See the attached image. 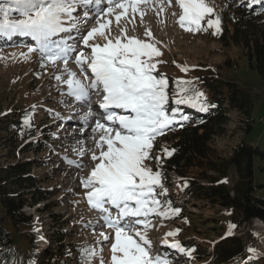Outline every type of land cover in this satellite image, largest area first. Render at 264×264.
<instances>
[{"label":"snow or ice","instance_id":"obj_1","mask_svg":"<svg viewBox=\"0 0 264 264\" xmlns=\"http://www.w3.org/2000/svg\"><path fill=\"white\" fill-rule=\"evenodd\" d=\"M147 3L148 0H0V39L30 37L35 45H27V53L22 55L36 52L42 67L47 63L62 64V71L54 78L66 86V91H58L71 99L61 103L76 102L87 109L81 117V131L84 125L90 128V139L98 152L92 151L94 166L88 176L80 179V186L86 190V202L97 212L98 219L87 225L96 236V244L78 245V264H93L98 254L100 264H104L101 253L105 244L110 247V264H176L160 250L154 251L148 237L149 230L155 227L150 219L153 215L167 219L181 212L170 201L159 198L167 194L166 177L148 162L156 160L162 168L160 157L151 155L153 142L190 121L181 105L200 112H208L215 105L192 80H174L170 93L169 78L157 72V65L164 62L155 59L162 52L151 30L145 32L149 39L142 40L129 36L127 28L120 27L122 17L128 19L139 12L142 18L140 5ZM167 3L171 5L172 0ZM175 3L181 10L177 23L185 31L221 32V18L206 0ZM13 13L21 18L14 19ZM113 15L119 28L116 36L112 35L108 19ZM92 23L98 26L89 29ZM97 38L104 43L97 42ZM70 62L78 71L69 68ZM180 70L189 71L187 67ZM93 99L99 102L96 109ZM30 120L25 117L26 127L31 126ZM174 151L165 149L168 156ZM78 154L83 156V149ZM235 227L230 224L227 234L231 235ZM179 232L180 229L167 232L161 245L192 257L195 249L168 239ZM247 251L256 255L254 248Z\"/></svg>","mask_w":264,"mask_h":264},{"label":"rangeland","instance_id":"obj_2","mask_svg":"<svg viewBox=\"0 0 264 264\" xmlns=\"http://www.w3.org/2000/svg\"><path fill=\"white\" fill-rule=\"evenodd\" d=\"M206 2L214 8L215 14L218 15L224 8L228 12L234 13L238 10V7L234 6L252 4V0H206ZM232 5L233 8H231ZM161 8L163 11L160 10ZM140 9L143 12L142 18L139 12L134 17L130 15L128 19L122 17L120 27H126L129 36H136L142 40L149 39L145 32L151 30L154 41L158 42L157 47L162 52V55L155 59L164 62L157 65V72L165 74L170 82L176 79H185L199 84L203 81L200 74L203 72L206 74L207 70L205 69L209 68L210 72L212 71L219 79H231L239 86L250 89L254 103L252 128L245 138L247 142L258 144L264 149V82L257 69L251 66L243 48L231 42L229 36L231 28L224 26L222 29L221 27L222 30L219 34H213L215 29L201 32L185 31L177 23L181 10L175 0H172L171 5L167 3V0H148L146 5H140ZM13 18L20 19L21 17L15 14ZM108 19L112 22L110 24L112 35H119L115 16H109ZM93 26L98 25L92 23L88 27ZM5 41L7 46H3L1 43L3 48L0 49V114L7 109L19 110L30 107L34 110L39 127L36 125L38 128L34 134L28 136L19 149L21 150L23 146L32 143L35 146L38 145V149L44 150L39 153L34 151L22 154L17 149L16 155L18 158L29 157L31 160H42V162L35 163L37 166L34 168L33 174L41 178L39 187L50 192L45 199H39L32 205L24 207L23 211L33 218L31 227L25 231L37 238L38 246L41 247L39 252L45 250L44 246L48 245L53 247L54 251L57 249L58 243L55 241V236L58 230L66 233L63 242L96 244V236L87 225L90 221L95 222L98 219V214L87 204L84 195L86 190L80 186V179L88 176L94 166L95 162L91 160L92 151L98 152L95 149L94 141L90 139L93 136L90 128L84 125L83 131H81V117L87 109L76 102L61 103V101L71 99L58 91V89L66 91V86L54 78L62 71V64L47 63L42 67V62L36 52L24 56L22 54L27 53L26 46L14 45L15 41ZM19 41L26 45H35L30 37H20ZM97 42L104 43L102 39ZM180 67H187L189 71L182 72ZM69 68L78 71L77 66L72 62L69 63ZM198 68H202L201 72ZM173 88L174 85L169 88L170 93ZM96 101V99L92 101L94 109L97 108ZM63 114H69L68 116L75 119L65 123L62 118ZM226 115L228 120L224 124V133L213 135L210 141L214 151L225 157L231 155L234 148L240 143L248 120L235 110H229V112L226 110ZM190 119L194 118L190 117ZM172 132L166 131L164 135L156 138L153 142L152 156H159L161 160V155L166 154L165 149L170 143L169 139L173 136ZM81 149L84 151L83 156L78 154ZM148 163L153 167V170L159 167L156 160ZM76 165H80V167ZM204 172L209 174V171L205 170ZM166 178L168 179L165 180L167 194L161 198L162 200H168V194H171L175 202L182 203V207L187 209V214L194 215L199 219L205 211L214 214L216 209H220L219 206L210 207L209 204L193 199L190 195L187 196V199L182 195V199L179 200L176 193L182 186L184 194V183H180V186L176 185L180 178L175 173L167 174ZM257 178L259 182L264 183V178L259 170ZM236 179V174L230 172L224 181H227L226 183L231 187ZM194 182L206 184L207 180L196 177ZM257 192L264 196V187H261ZM81 195L85 197L87 208L81 205ZM150 219L155 227L149 230L148 237L153 241L154 251L160 250L176 264H208L211 261V259L205 260V258L201 259L202 262L199 261L195 258L194 252L192 257L183 256L174 249L163 247L160 243L167 232L180 229L176 237L168 238L170 242L179 240L185 247L201 251L205 249L208 254L210 251V246H207L208 241L218 238V236L212 235L213 231L207 230V226L199 228L206 221L199 224L197 230V227L194 224L192 226L189 218L183 217L181 212L178 216L167 219L155 215ZM210 223L213 224V221ZM237 228L232 229L231 235L253 231L252 239H248L251 240L249 247L256 249V255L251 254V256L264 260V223L254 219L251 224L241 225L240 228L237 226ZM99 231L100 229H96V232ZM105 231L108 230L105 229ZM101 254L104 264H110L111 252L106 244ZM93 263L100 264L99 254Z\"/></svg>","mask_w":264,"mask_h":264},{"label":"trees","instance_id":"obj_3","mask_svg":"<svg viewBox=\"0 0 264 264\" xmlns=\"http://www.w3.org/2000/svg\"><path fill=\"white\" fill-rule=\"evenodd\" d=\"M234 7H238L234 13L225 8L220 13L221 27L231 28V42L243 48L251 66L257 69L264 82V5ZM15 14L17 13H13V16ZM205 70L206 74H200L203 81L195 85L215 107L210 108L208 112H195V109L188 110V106L181 105L185 114L195 112L194 119H190L183 127L176 126L167 146L168 150L175 151L172 156L162 154V168L158 167L156 170H161L165 177L170 173L178 175V186L184 183L185 187L183 194L180 186L176 193L177 198L182 199L183 195L187 199L190 195L210 207H220L214 214L203 212L199 219L187 214L188 211L182 207V203L175 202L172 195L168 194V201L173 207L181 209V215L189 218L192 226L194 224L198 230L199 224L206 221L199 228L207 226V230L213 231L212 235L218 236L208 241V254L205 249H195L196 259H211L209 264H263L264 260L256 259L247 251L253 231L227 234L230 224L240 228L241 225L251 224L254 219L264 222V196L257 192L264 187V183L257 180L258 170L264 178V149L258 144L247 142L245 138L252 128L254 103L251 92L249 88L241 87L231 79H219L209 68ZM172 87L173 82L169 81V88ZM226 110H235L248 119L244 136L227 157L214 151L210 143L213 135L224 133V124L228 120ZM26 116L31 117L30 127L24 125ZM36 125L39 124L34 110L30 107L7 109L0 114V264H78V245L87 243L63 242L66 233L58 230L55 236L57 249L54 251V248L48 245L44 246L45 250L39 252L41 247L38 246L37 238L25 231L31 227L33 218L23 211L24 207L39 199H45L50 193L39 187L41 178L33 174L37 166L35 163L42 160L18 158L16 155L20 145L39 127ZM43 150L38 149V145L29 143L19 149V152L39 153ZM205 170L211 175L205 174ZM230 172L237 176L231 187L224 181ZM196 177L205 178L207 183L194 182ZM80 202L86 206L83 195L80 196ZM107 248L110 250L109 246Z\"/></svg>","mask_w":264,"mask_h":264}]
</instances>
